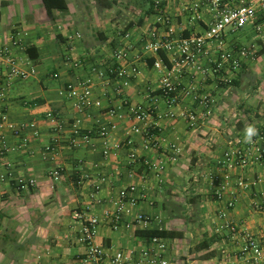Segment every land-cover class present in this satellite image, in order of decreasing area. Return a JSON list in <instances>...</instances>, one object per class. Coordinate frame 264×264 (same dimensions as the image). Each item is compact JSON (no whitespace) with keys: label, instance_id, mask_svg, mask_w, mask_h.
<instances>
[{"label":"crops","instance_id":"obj_1","mask_svg":"<svg viewBox=\"0 0 264 264\" xmlns=\"http://www.w3.org/2000/svg\"><path fill=\"white\" fill-rule=\"evenodd\" d=\"M97 1L67 0L66 12L54 10L49 17L41 0H0V48L18 30L21 44L11 46V52L25 70L33 68L6 91L4 109L12 123L24 124L28 144L18 149L19 140L0 131V145L2 140L15 147L0 161V264H87L72 212L88 207L100 216L129 186L135 187L138 199L123 222L142 214L148 223L131 229L100 224L94 241L103 252L140 251L148 240L137 233L169 230L182 233L181 238H163L170 264H244L250 254L242 250L243 241L226 230L216 232L218 216L225 213L239 231L252 234L264 247V155L251 157L247 167H234L220 198L216 185L225 168L216 163L238 137L242 148L254 155L249 144L264 121V74L253 70L257 59L246 58L228 84L206 73L207 60L200 62L204 73L183 70L178 82L194 92L178 96L171 105L162 94L161 74L153 69L160 55L142 48L150 30L163 31L156 15H143L137 0ZM109 1L112 6L105 8L102 4ZM162 6L183 36L200 32L209 19L205 0H162ZM257 19L264 20L259 10ZM229 38L238 43L261 39L250 26ZM116 48L127 51L125 59L116 60ZM164 56L172 73L175 61ZM99 63L122 66L124 78L98 76L93 69ZM246 66L256 75L252 81L243 80ZM85 79L91 80V100L99 105L80 112L59 90ZM201 94H209L215 103L210 116L190 128L178 114L199 112L194 95ZM132 107H141L142 120L135 118ZM250 126L255 131L249 139ZM154 142L159 149L150 146ZM50 143L55 144L53 157L43 152ZM159 164L162 170H157ZM56 167L60 177L53 180L50 172ZM210 174L219 180H210ZM238 178L246 186H237ZM211 238L209 247L196 249Z\"/></svg>","mask_w":264,"mask_h":264},{"label":"built area","instance_id":"obj_2","mask_svg":"<svg viewBox=\"0 0 264 264\" xmlns=\"http://www.w3.org/2000/svg\"><path fill=\"white\" fill-rule=\"evenodd\" d=\"M153 6V13L156 15L155 23L162 26L163 31L153 28L146 35L142 44L144 52L151 54L171 55L175 65L172 71L176 73L173 76L168 69L167 60L163 61L161 57L153 64V69L161 74V89L162 94L168 99V102L173 105L177 103L178 96H191L194 92L193 87H183L178 82V78L183 70H201L200 62L207 60L210 64L206 73L212 75L219 83L228 84L230 80L238 74L242 66V62L249 57L252 53L251 46L239 44L233 41L229 36H235L237 33L242 32L247 26L254 29L257 38H264V20L257 19L258 10L264 16V0H237L236 3H231V0H205L209 7V19L205 22L203 30L198 33L191 32L187 36L182 35V30L174 26L171 18L164 12L162 0H151ZM197 8V5H192ZM191 6V7H192ZM73 35L69 36L71 39ZM75 38H80V34L75 32ZM232 40V41H231ZM9 44H5L0 48V131L10 133L14 138L19 140L18 149L24 148L28 144V138L24 135V124L16 125L12 123L4 109L6 100V91L8 87L16 80L24 79L29 73H33V68L30 67L25 70L22 64L11 52V46H19L20 32L14 30L9 39ZM116 60H123L126 57L127 51L122 48L113 50ZM136 72V69H132ZM93 72L98 76H110L116 79H122L125 76V70L122 66H104L99 63L94 67ZM204 73V72H203ZM57 74H54L55 78ZM231 76H233L231 78ZM126 82L123 83V86ZM59 95L67 100L74 101V108L77 111L83 112L85 109L90 108L94 103L91 100V80L85 79L77 85L68 83L65 84L60 90ZM198 99L200 111L180 112L179 117L187 123V126L194 128L202 123L211 114V107L214 105L215 100L209 94H201L200 96L194 95ZM193 97V98H194ZM132 113L138 120L143 119L144 112L141 107H132ZM113 113V111H111ZM173 116V112L168 113ZM47 116L54 121V115L48 113ZM76 127V126H75ZM260 131L256 134L250 146L255 148L254 155L248 149H243V139L235 138L229 144L227 150L222 155V160L216 164L224 170L220 177V184L216 185V195L220 198L222 192H226L231 183L230 171L234 167L244 168L249 166L250 158L255 157L258 160L264 155V121ZM78 133L77 129L74 134ZM103 134V133H102ZM83 139L86 141L87 136L84 135ZM73 143V139L71 140ZM153 148L159 149L160 145L154 142L150 145ZM172 150H176L174 145L170 146ZM251 150V148H250ZM15 151V147H8L1 140L0 145V161L9 152ZM43 152L49 154L51 157L55 155V144L50 143L44 146ZM106 153V152H104ZM134 158V155H131ZM157 170H162V166H156ZM156 169V168H155ZM61 168L56 167L50 172L53 180L60 177ZM209 179L219 180L218 177L210 174ZM4 179L0 175V181ZM19 184L22 182L19 181ZM33 183L32 180L28 182ZM239 187H244L245 182L238 178L234 182ZM98 189V186L95 187ZM134 186H129L121 190L116 198L111 202L112 208L105 209L100 216L90 213L88 207L74 210L72 212V219L79 223V238L78 242L83 244L86 248V255L83 262L87 264H170L166 258L167 244L163 238L153 237L148 239V246L136 251L134 248L126 250H118L112 254L102 251V249L95 244V236L97 235L100 224H107L112 229L124 227L131 229L135 225L146 226L148 219L142 214H138L132 221L123 222V218L131 213L132 208L136 204L137 197H134ZM232 203H228L227 207H231ZM221 223L216 228V232L226 230L230 236H237L243 241L242 250L250 254L249 260L244 264H264V247L259 241L250 233L239 231L235 224L230 221L225 213L219 214ZM228 235V236H229ZM67 264V263H61Z\"/></svg>","mask_w":264,"mask_h":264},{"label":"trees","instance_id":"obj_3","mask_svg":"<svg viewBox=\"0 0 264 264\" xmlns=\"http://www.w3.org/2000/svg\"><path fill=\"white\" fill-rule=\"evenodd\" d=\"M100 1L101 0H98L97 2H100ZM137 2H139L138 5L140 8L145 9L143 15H148L152 13L153 6H152L151 0H137ZM112 3L113 2L109 1L106 4L104 3L102 5L105 8H110L112 6ZM41 4L45 10L46 15L49 17L52 15V11L54 10L59 11L61 13L66 12L68 10L67 0H41ZM159 55L163 59V61L166 62V58L163 55V53L160 52ZM190 203H193V201ZM137 234L144 237L147 240L153 237H159V238H165V239H174V238L182 237L181 232L169 231V230H144V231H140ZM211 242H213V238L207 239V240L205 239L203 242H201L200 244L196 246V249H205L209 247ZM208 257H210V254H207V256H205V259Z\"/></svg>","mask_w":264,"mask_h":264},{"label":"rangeland","instance_id":"obj_4","mask_svg":"<svg viewBox=\"0 0 264 264\" xmlns=\"http://www.w3.org/2000/svg\"><path fill=\"white\" fill-rule=\"evenodd\" d=\"M262 40H264V38L263 39H250V41L247 40V41H243V42H241L239 40V44H242V45H245V46H248V47L249 46L252 47L253 51L249 55V58L257 59L253 70L259 72L258 73L259 76H261V74H264V42ZM251 72H252V70L247 68V66H246V71H244V73H245V78L243 79L244 82H248L249 79L251 80V78H253V76L254 77L256 76V75H252V74H255V73H251ZM242 88L243 87L241 86V89Z\"/></svg>","mask_w":264,"mask_h":264},{"label":"clouds","instance_id":"obj_5","mask_svg":"<svg viewBox=\"0 0 264 264\" xmlns=\"http://www.w3.org/2000/svg\"><path fill=\"white\" fill-rule=\"evenodd\" d=\"M255 129L251 126L248 128V138L250 139L251 135L254 134Z\"/></svg>","mask_w":264,"mask_h":264}]
</instances>
